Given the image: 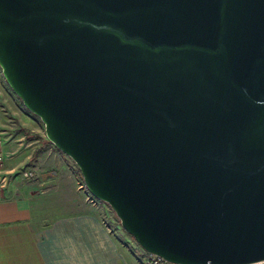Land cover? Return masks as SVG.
<instances>
[{
    "label": "water",
    "instance_id": "95a60500",
    "mask_svg": "<svg viewBox=\"0 0 264 264\" xmlns=\"http://www.w3.org/2000/svg\"><path fill=\"white\" fill-rule=\"evenodd\" d=\"M0 69L146 254L264 262V0H0Z\"/></svg>",
    "mask_w": 264,
    "mask_h": 264
},
{
    "label": "crops",
    "instance_id": "0c3cea01",
    "mask_svg": "<svg viewBox=\"0 0 264 264\" xmlns=\"http://www.w3.org/2000/svg\"><path fill=\"white\" fill-rule=\"evenodd\" d=\"M3 121L0 105V128ZM26 139H4L0 180L10 181L0 200V264H145V255L121 249L59 150L45 148L33 162L41 179L18 185L17 170L28 164L37 148ZM50 172L53 178L45 179Z\"/></svg>",
    "mask_w": 264,
    "mask_h": 264
},
{
    "label": "rangeland",
    "instance_id": "374dc122",
    "mask_svg": "<svg viewBox=\"0 0 264 264\" xmlns=\"http://www.w3.org/2000/svg\"><path fill=\"white\" fill-rule=\"evenodd\" d=\"M0 105L3 110V126L0 128V133H2L3 139L8 136H13L15 138L22 137L26 135L27 139L25 143H33L37 145L35 152L33 153L31 160L28 164L21 165L20 169L17 171V175L14 176L18 185L26 186L36 182L41 177L39 172L34 169L33 162H35L38 156L44 151L45 148L51 147L56 150V148L48 141L45 134V127L41 120L31 114L22 104L21 100L13 93L8 84L6 83L2 71L0 69ZM5 141V140H4ZM35 141H38L37 143ZM21 154H18L20 156ZM68 162L69 167L74 173L78 187H83L84 193L89 201V204L93 207L95 213L103 220L104 224L108 227L109 231L114 235L119 246L127 253H135L143 256L145 252L139 247V245L134 241V239L128 235L121 227L120 221L113 212V210L105 203L95 199L86 190L81 173L76 166V164L67 156H64ZM4 166V164L2 165ZM0 166V168L2 167ZM54 169H57L54 167ZM53 171V170H52ZM53 172L47 174L46 178L52 179ZM59 173H63L61 170ZM32 174L31 176H28ZM10 179H7V182ZM5 180H0V184H8ZM46 193V192H45ZM57 195L52 194V198ZM66 209H60V212H64ZM54 213V212H52Z\"/></svg>",
    "mask_w": 264,
    "mask_h": 264
},
{
    "label": "built area",
    "instance_id": "2783aa9c",
    "mask_svg": "<svg viewBox=\"0 0 264 264\" xmlns=\"http://www.w3.org/2000/svg\"><path fill=\"white\" fill-rule=\"evenodd\" d=\"M4 139L0 133V166H2L5 163V155H4ZM32 177V174L28 175ZM4 184H0V200L3 198L4 195ZM145 255V264H170L164 261L162 258L150 255V254H144ZM257 264H264V262H260Z\"/></svg>",
    "mask_w": 264,
    "mask_h": 264
}]
</instances>
